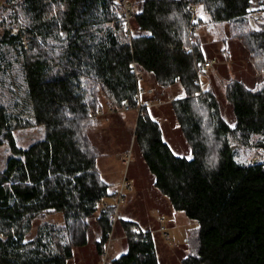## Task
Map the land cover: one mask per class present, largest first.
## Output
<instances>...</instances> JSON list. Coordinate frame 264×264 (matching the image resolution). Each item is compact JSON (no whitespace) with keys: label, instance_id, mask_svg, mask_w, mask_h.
<instances>
[{"label":"trees","instance_id":"16d2710c","mask_svg":"<svg viewBox=\"0 0 264 264\" xmlns=\"http://www.w3.org/2000/svg\"><path fill=\"white\" fill-rule=\"evenodd\" d=\"M126 1L130 34L121 0H0V146L9 150L0 167V264H67L87 244L93 214L102 254L114 211L107 197L116 193L89 134L110 104L140 105L134 142L153 185L197 222L182 264H264V158L251 161L264 153V2ZM256 11L262 20L252 26ZM206 24H227L262 70L252 87L228 79L232 124L194 81L207 57L199 35ZM142 73L157 88L181 87L170 106L192 159L164 139L150 92L135 99L138 87L147 89ZM27 127L38 135L18 144L17 130ZM50 212L63 221L45 220ZM119 220L126 250L109 264H159L150 229Z\"/></svg>","mask_w":264,"mask_h":264},{"label":"rangeland","instance_id":"374dc122","mask_svg":"<svg viewBox=\"0 0 264 264\" xmlns=\"http://www.w3.org/2000/svg\"><path fill=\"white\" fill-rule=\"evenodd\" d=\"M262 15L263 11L253 12L249 18L251 25L255 26V21H261ZM199 35L206 60H214L201 75L200 89L208 88L214 93L221 116L232 124V108L225 98L228 79L235 77L252 87L263 81L262 70L252 63L243 45L230 38L227 24H206L199 31ZM142 76L140 83L147 89L151 88L150 93L145 94L149 98L148 107L160 122L164 139L175 153L189 155L188 145L170 106L172 98L182 96L181 87L175 84L165 89L157 88L150 73H142ZM139 108L140 105L137 104L135 108L127 110L120 107L114 111L105 108L97 113L101 125L89 135L100 151L97 165L101 175L110 182V190L116 193L115 196L107 197L109 202L114 203L112 226L105 251L100 254L95 248L99 232L95 222L96 214H93L89 220L91 225L87 244L75 247L74 256L67 264H103L104 261H109L125 251V233L119 220L121 218L135 220L137 225L132 229H150L156 243L159 264H182L183 258L190 250L188 240L197 222L188 218L183 211L174 210L156 189L134 142ZM16 134L18 144H27L32 137L38 135V130L30 127L20 128ZM7 153L9 150L0 146V167ZM263 158L264 153L255 154L251 156V161H260ZM120 190L122 199L118 201L117 191ZM44 219L62 222L63 215L61 212H50Z\"/></svg>","mask_w":264,"mask_h":264},{"label":"built area","instance_id":"2783aa9c","mask_svg":"<svg viewBox=\"0 0 264 264\" xmlns=\"http://www.w3.org/2000/svg\"><path fill=\"white\" fill-rule=\"evenodd\" d=\"M122 2V10L120 11V13H122L123 14V16H124V18H125V21H126V23H127V25H128V29H127V34H130V31H131V27H130V18H131V15H130V13H129V11H128V9H127V6H128V2L126 1V0H121ZM192 9V8H191ZM194 10V9H193ZM192 20H195V17H193V19ZM190 29L191 30H193L194 29V26L193 25H191V27H190ZM184 49H186L185 47H184ZM212 62H214V60H205V61H203L202 63H200L199 65H198V69H197V74H196V76L194 77V81L195 82H197L198 84H199V87L201 86V84H202V81H201V75H202V73L204 72V71H206L208 68H209V66H211V64H212ZM135 77H136V79H137V81H139L140 79H141V75H139L136 71H135ZM150 91V89H147V91L145 90V89H143V88H139L138 87V91H137V95H135V99H137V100H139V95L141 94V93H144V92H149ZM110 107H109V109L110 110H116L117 108H115L112 104H110L109 105ZM121 109H123V110H127V109H129L130 108V106L129 105H124V106H122V107H120ZM122 188V187H121ZM117 194H118V201L120 200V199H122V191L120 190V191H117ZM116 212V211H115ZM162 227V226H161ZM163 228V227H162ZM133 231H135V232H139V228L138 227H135L134 229H133ZM160 231V230H159ZM163 232H164V230H163ZM107 241H108V239H107ZM107 244V243H106ZM105 251V250H104ZM104 251L102 252V253H104ZM103 264H109V261H104L103 262Z\"/></svg>","mask_w":264,"mask_h":264},{"label":"snow or ice","instance_id":"6c2138e0","mask_svg":"<svg viewBox=\"0 0 264 264\" xmlns=\"http://www.w3.org/2000/svg\"><path fill=\"white\" fill-rule=\"evenodd\" d=\"M186 158H187V159H192V157H191L190 155H189V156H187Z\"/></svg>","mask_w":264,"mask_h":264}]
</instances>
